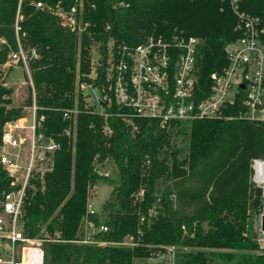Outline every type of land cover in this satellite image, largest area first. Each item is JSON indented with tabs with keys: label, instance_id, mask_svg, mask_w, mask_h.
<instances>
[{
	"label": "trees",
	"instance_id": "1",
	"mask_svg": "<svg viewBox=\"0 0 264 264\" xmlns=\"http://www.w3.org/2000/svg\"><path fill=\"white\" fill-rule=\"evenodd\" d=\"M33 1L0 0V38L7 39L0 44V66L16 46L13 23L19 10L22 43L41 52L30 62L37 116H43L38 132L59 145L52 170L43 183L31 179L23 204L25 235H60L41 242L43 264H133L167 246L174 249L173 264H264L260 242L247 233L251 210L262 212V188L250 175L253 159L264 152V122L232 117L241 110L238 103L224 110L232 115L226 118L161 123L130 115L114 101L104 65L94 79L104 96L103 113L85 108L78 86L93 82L88 77L92 45L105 61L109 41L117 56L121 44L134 46L150 34L183 33L199 39L196 99L202 98L210 73L227 63L225 46L238 36L229 2L85 0L81 20L86 26L78 34ZM42 1L54 5L58 0ZM60 1L63 7L75 2ZM239 7L264 16V0H239ZM11 93L0 83V144L6 120L23 113L22 105L9 106ZM25 102L31 104V93ZM74 105L77 114L63 118L62 110ZM104 161L113 162L115 177L98 172L96 164ZM10 181L0 165V199ZM98 182L113 189L105 211L89 213V192ZM87 221L107 230L86 240ZM127 238L131 241L125 243Z\"/></svg>",
	"mask_w": 264,
	"mask_h": 264
},
{
	"label": "built area",
	"instance_id": "2",
	"mask_svg": "<svg viewBox=\"0 0 264 264\" xmlns=\"http://www.w3.org/2000/svg\"><path fill=\"white\" fill-rule=\"evenodd\" d=\"M227 1L236 16L234 29L238 36L224 48L226 65L210 73V87L205 96L196 99L198 37L183 33L150 34L134 46L119 45L117 56L111 52L106 78L114 101L129 109L130 115L157 119L161 123L231 117L226 116L224 110L236 103L241 110L232 117L264 122V16L242 10L239 0ZM32 4L52 14L61 27L71 32L80 34L86 26L81 20L85 0H75L68 7H63L60 0L54 5L42 0ZM21 19L17 10L13 23L16 46L9 49L2 66L23 71L22 84L28 86L32 102L27 105V114L6 120L1 135L0 165L10 177L11 187L0 199V264H43L41 242L60 240V235L58 232L54 237L47 233L36 237L25 235L23 204L31 179L38 177L43 183L44 174L52 170V154L59 145L53 138L45 139L38 132L43 116H37L30 62L39 60L41 52L36 46L22 43ZM6 40L1 37L0 44H7ZM0 83L6 85L3 81ZM87 85L85 81L78 83L79 88ZM77 112V107L66 108L62 116L67 119ZM126 115L129 114L125 113L123 118L129 122ZM104 130L109 129L105 126ZM63 131L70 133L68 128ZM254 181L264 183L257 177ZM87 211L95 212L90 203ZM86 224L92 225V222ZM97 230L106 231L107 227L100 225Z\"/></svg>",
	"mask_w": 264,
	"mask_h": 264
},
{
	"label": "rangeland",
	"instance_id": "3",
	"mask_svg": "<svg viewBox=\"0 0 264 264\" xmlns=\"http://www.w3.org/2000/svg\"><path fill=\"white\" fill-rule=\"evenodd\" d=\"M111 42H108V51H107V57L104 61L103 55L100 54V51L97 48V44L92 45L90 47V69L88 72V77H90L93 82H86L89 85L80 88L85 108L90 107L93 112H103V106H102V100L104 99V96L102 95L101 91L97 88L95 90H92L90 86L96 87L94 84V79L97 75V69L99 66H106V73L108 70V67L110 65L109 59L111 58ZM103 60V62H102ZM99 61V63H98ZM0 81H3L6 83V87L12 88L11 93V99L12 103L10 105H22L23 106V113H28V107L25 104L27 96L30 94V90L28 86L25 84H22L23 79H25V74L20 68L17 67H3L0 66ZM76 108V105L73 106ZM67 134V133H66ZM72 141L75 140L74 134H67ZM178 142L182 143L180 140ZM257 159V158H255ZM251 163V167L253 169V162ZM96 168L99 173L105 175L108 178L115 177L116 169L114 167V164L112 161H104L103 163L96 164ZM250 181L255 184L259 185L262 188V212L260 214L254 210H251L249 216H248V225H247V233L248 235H254L258 242H260V247L262 250H264V230H261L260 228V216L264 214V184L257 183L254 181V169L253 172L250 175ZM258 178V177H257ZM112 185L104 182H98L90 189L89 197H88V203L92 205V208L94 211L98 213L104 212V204L109 199L110 192L112 190ZM252 207V205H250ZM97 230V227L92 225H85V239H91L93 233H95ZM131 239L127 238L125 239V243L130 242ZM174 249L172 246H167L165 248H162L161 250H157L154 254V257H147V258H136L134 260L133 264H172V261L174 259Z\"/></svg>",
	"mask_w": 264,
	"mask_h": 264
},
{
	"label": "bare ground",
	"instance_id": "4",
	"mask_svg": "<svg viewBox=\"0 0 264 264\" xmlns=\"http://www.w3.org/2000/svg\"><path fill=\"white\" fill-rule=\"evenodd\" d=\"M255 161H256L254 162V167L256 171L255 177H258L259 180L262 179V181H264V162H262V160L260 159H257Z\"/></svg>",
	"mask_w": 264,
	"mask_h": 264
},
{
	"label": "water",
	"instance_id": "5",
	"mask_svg": "<svg viewBox=\"0 0 264 264\" xmlns=\"http://www.w3.org/2000/svg\"><path fill=\"white\" fill-rule=\"evenodd\" d=\"M256 113L258 114V111H256ZM257 159H260L262 162H264V152H262ZM260 228L261 230H264V214L260 216Z\"/></svg>",
	"mask_w": 264,
	"mask_h": 264
}]
</instances>
